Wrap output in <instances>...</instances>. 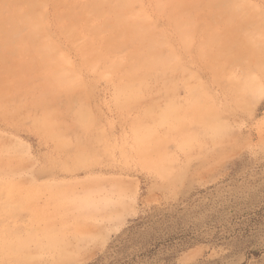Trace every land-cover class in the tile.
I'll use <instances>...</instances> for the list:
<instances>
[{
    "label": "rangeland",
    "instance_id": "1",
    "mask_svg": "<svg viewBox=\"0 0 264 264\" xmlns=\"http://www.w3.org/2000/svg\"><path fill=\"white\" fill-rule=\"evenodd\" d=\"M112 1L38 0L37 53L0 47V264H264V0L227 26L233 0ZM161 1L194 18L189 46ZM139 15L154 30L124 42L153 45L106 46ZM216 20L235 61L200 54ZM153 49L174 59L123 92L116 63Z\"/></svg>",
    "mask_w": 264,
    "mask_h": 264
},
{
    "label": "bare ground",
    "instance_id": "2",
    "mask_svg": "<svg viewBox=\"0 0 264 264\" xmlns=\"http://www.w3.org/2000/svg\"><path fill=\"white\" fill-rule=\"evenodd\" d=\"M41 1V0H40ZM43 1V0H42ZM110 1V3H113V1L112 0H109ZM217 1V0H216ZM237 1H239V0H233L232 1V3H230L229 5H228V8H227V13H229L231 16H230V18H228L227 19V23H226V26L227 25H234V24H232V22H234V19H236V16H237V14H238V12L239 13H241L240 11L242 10V9H240L241 7H240V3L239 2H237ZM128 2H129V0L127 1V0H121V3H122V5H123V7H125V6H129V5H131V4H129L128 5ZM162 2V1H161ZM218 3H219V1H217ZM129 3H131V2H129ZM235 3H238V6H239V9H240V11H238V9L235 7ZM8 4V8L7 7H5V6H7V5H5V3H2L1 1H0V47H2V46H6V47H8L9 46V50H8V54H10L9 52H11L13 49V47L15 48V46L14 45H27V46H30V47H28L29 49H30V51H32V49H33V51L35 50V52H36V49H37V46L38 47H40L39 45H38V40H36L35 38H34V36H35V32L38 30V29H40V30H42V26L40 27V24H39V19H36L37 18V15H36V13L37 12H40L39 11V4H44V3H38V0H25V1H22V2H19V1H17L16 2V0H12V1H10V2H8L7 3ZM216 4V5H215ZM214 4V6L213 7H215V8H217L216 6H217V3H215ZM221 4V3H220ZM244 5H246V4H244ZM44 6V5H43ZM161 8H163V10L166 12V14H168L169 15V17H170V19H171V21H172V26H174L175 27V29H177V31H179V30H181L182 32H179V34L181 33V35H180V37H182L181 39H183V41H184V43H185V45L186 46H189V43H190V40H189V37H193V35L191 36V34L194 32V29L196 28V26H197V24L195 25V26H193V17L192 16H190V13H188V15H186V14H182V15H180V14H178V13H176L174 10H172V8H170L169 7V5L167 6L166 4H164L163 2L162 3H160V5H159ZM221 6H222V4H221ZM247 6V5H246ZM39 7V8H38ZM130 7V6H129ZM128 7V8H129ZM41 8H42V5H41ZM160 8V9H161ZM132 9V7H130L129 8V10H131ZM214 9V8H213ZM221 9H223V6L221 7ZM128 10V9H127ZM162 10V9H161ZM215 10V9H214ZM226 10V9H225ZM37 11V12H36ZM243 11V10H242ZM36 12V13H35ZM213 12V11H212ZM215 12V11H214ZM34 13H35V15H36V18H35V15H34ZM144 14L145 13H143V14H141V16L143 15L144 16ZM224 14H225V11H224ZM86 15V14H85ZM239 15V14H238ZM242 15V14H241ZM140 15H139V17H138V19L139 18H142ZM234 16H235V18H234ZM242 16H246V14H243ZM87 18H89L90 19V17H91V14L89 15V16H86ZM191 17H192V19H191ZM248 17V18H247ZM247 19L248 20H250L251 21V19H250V17H249V15L247 14ZM86 18V19H87ZM144 18H145V16H144ZM148 18V17H147ZM88 19V21L90 22V23H88V21H87V30L90 28V27H88V25L90 24V26H91V23H92V21H93V18L91 19V20H89ZM137 19V20H138ZM149 19V18H148ZM142 19H139V24H138V22L136 23H133L132 25H128L127 27L126 26H124V25H114L113 26V28L115 27V30L114 29H112L113 31H114V34L115 35H117V37L115 36L114 38H112L111 36V38H107L108 40H110L109 42H107V44H106V46L109 44H112V45H114V46H109L110 48H112V47H114L115 48V46H117V47H119V46H125L126 47V45H127V47L126 48H128V45L129 44H132L131 42L134 40V41H140V43H141V45H149V44H154L155 42H154V38H155V36H151V35H154L153 34V31H152V33H151V35H150V33L148 34L149 36L146 38V39H141V37L140 36H137L136 37V35H134V34H136L135 32L138 30V32L140 33L141 32V30L142 29H144L145 31H147V32H151V29L152 30H154V28H149V29H146L148 26H147V24H150L151 25V21L149 20V22L150 23H140V22H142L141 21ZM194 21H196V19L194 20ZM237 21V20H236ZM235 21V26H236V24H237V22H239V21H237L236 22ZM242 22V21H241ZM252 22V21H251ZM251 22H250V24H251ZM199 23V22H198ZM223 23V22H222ZM240 23V22H239ZM123 24V23H122ZM139 26H138V25ZM250 24H246L245 23V25H243L242 23L240 24V26L241 27H246V26H248V25H250ZM69 25H72V24H69ZM144 25V27L145 28H143V27H141L140 28V26H143ZM100 25H98V27L97 28H95V27H93V30H95V31H93V32H101L100 31V27H99ZM105 25H103V27H104ZM151 26H153V25H151ZM221 26V24L219 23V22H217V20H216V22H213L212 21V24H210L209 25V27H207L206 29L208 30V32H210V34H208V37L205 39V41H201V43H200V54L201 55H203V56H205V55H207L208 54V49H209V47H213V46H216V45H222L223 47H221V49H220V51H218L217 53H216V56H215V58H220L218 61H220L221 59L222 60H224L223 59V57L225 58V60H226V58L227 59H231L232 61H235L234 60V58H233V56H231L230 57V55L231 54H235V45L237 44L236 43V41H241L240 40V37H241V35H239V36H237V37H235V39H226L225 37L223 38V37H219V35L216 33L217 31H215V29H217L216 27H220ZM73 28V26H69V28ZM195 27V28H194ZM205 26H203V28H204ZM67 28V27H66ZM106 28V27H105ZM194 28V29H193ZM99 31H98V30ZM130 29H131V31H133L134 32V34H133V37L131 36V34H130V38L128 39V40H126L127 41V43H126V41L124 42V40H125V38H124V35L129 31V33H131V31H130ZM133 29V30H132ZM141 29V30H140ZM69 30H71V29H69ZM69 30H67L68 32H69ZM108 30V29H107ZM106 30V31H107ZM136 30V31H135ZM144 30H142V32L144 31ZM149 30V31H148ZM91 31V30H90ZM242 31V30H241ZM245 30H243L242 32H244ZM72 32V31H71ZM109 32V31H108ZM112 33V32H111ZM72 34H73V32H72ZM243 34V33H242ZM127 35V34H126ZM125 35V36H126ZM231 35V34H230ZM109 36V35H108ZM247 37H248V35H246ZM246 36H244L245 38H246ZM152 37H153V39H152ZM126 38H128V36L126 37ZM132 38H134V39H132ZM102 39V38H101ZM121 39H123V41L121 40ZM156 39V38H155ZM247 39V38H246ZM245 39V40H246ZM250 39V38H249ZM120 40L122 41V42H120ZM248 40V39H247ZM246 40V41H247ZM102 41V40H101ZM115 41H119V44L121 43V45H119L118 46V44H117V42H116V44H115ZM251 42V41H250ZM51 43V42H50ZM123 43V44H122ZM145 43V44H144ZM236 43V44H235ZM241 43H243V41H241ZM248 43V42H247ZM249 45H250V43H248ZM53 45V43L50 45V46H52ZM91 45V44H90ZM94 44H92V46H93ZM191 45V44H190ZM49 46V44L47 43V46H45L46 48H49L48 47ZM92 46H91V48H92ZM130 46V45H129ZM122 47V48H123ZM124 47V49L125 50H127L126 48ZM3 48V47H2ZM2 48H0V49H2ZM97 48V49H96ZM95 49H96V51L98 50L99 51V47H96ZM131 48H133L132 46L131 47H129L128 49L130 50ZM17 49V48H16ZM51 49V48H50ZM95 49L93 50V51H95ZM6 49H4V51H5ZM52 50V49H51ZM50 50V51H51ZM54 50H55V48H54ZM132 50V49H131ZM157 51V49H153L149 54H147L146 56H145V58H138L140 61H130V62H128V63H126V64H124V62H118V63H116V65H115V63H112L111 64V66L114 64L115 65V67L114 68H117V69H119L122 73H123V77H126V78H129V79H131L128 83H127V87H124V90L125 91H123V92H130V93H137V91H139L138 90V88L136 87L139 83L138 82H143V78L144 77H147V75H152L153 73H154V69H158L157 67L158 66H161V65H163V64H165L166 65V63L167 62H171L173 59H174V56L175 55H172V54H169V56L168 55H161V52H159L160 54H158L156 51ZM46 51V50H45ZM97 51V52H98ZM103 51V50H102ZM109 51H111V50H109ZM133 51V50H132ZM135 52H137V50H134ZM133 51V52H134ZM239 51V50H238ZM17 52V51H16ZM27 52H29L27 49H26V51H25V53L29 56L32 52H30V53H27ZM53 52H55V51H52V53ZM139 52V51H138ZM37 53V52H36ZM36 53H33V54H31L29 57H34L33 55L34 54H36ZM102 53V52H101ZM101 53H99V55H101L102 56V54ZM110 53V52H109ZM2 53H0V55H1ZM98 54V53H97ZM111 54H113L112 52H111ZM51 55V52L47 55H45V57H43L42 59H41V62H42V60L45 62V64H44V62H43V67H42V70H43V68H46L45 70H44V73H45V71L46 70H48V62H49V60H50V56ZM53 55V54H52ZM98 55V57H100ZM105 55V54H104ZM239 55H240V53H239ZM5 56V55H4ZM37 56V55H36ZM36 56L34 57V58H36ZM39 57V56H38ZM103 57V56H102ZM101 57V58H102ZM112 57H115V56H112ZM0 58H5V57H3V56H1ZM41 58V56L39 57V59ZM100 58V59H101ZM104 58V57H103ZM102 58V59H103ZM105 58H106V55H105ZM104 58V59H105ZM36 59H38V58H36ZM101 59V60H102ZM103 59V60H104ZM1 60V59H0ZM32 60H34V59H32ZM120 60V59H119ZM175 60H176V58H175ZM221 60V61H222ZM31 61V60H30ZM108 61V60H107ZM111 61V60H110ZM115 61V60H114ZM122 61V60H121ZM125 61V60H124ZM229 61V60H228ZM227 60H226V62H228ZM31 62H33V61H31ZM38 62H39V60H38ZM41 62L39 63V64H41ZM176 62L178 63L179 61H177L176 60ZM36 63V62H35ZM48 63V64H47ZM32 64H34V62L32 63ZM46 64H47V66H46ZM110 64V63H109ZM169 65V64H168ZM46 66V67H45ZM53 68H55V67H53ZM112 68V67H111ZM113 68V69H114ZM53 71V70H52ZM47 72V71H46ZM54 73V72H53ZM55 73H56V71H55ZM58 73H60V75L58 74ZM147 73V74H146ZM63 74V73H62ZM53 76L51 77L52 79H50L49 81H53V82H55L56 83V85H57V87H62V88H66L67 86L69 87V86H71L72 85V87H73V84H71V85H69L68 83H67V78L63 75H61V72H59V71H57V74H52ZM49 76H51V75H49ZM55 76V77H54ZM46 77H47V75H46ZM65 77V78H64ZM149 77V76H148ZM48 78H50V77H48ZM47 78V79H48ZM67 79V80H66ZM48 81V80H47ZM55 83H54V85H55ZM53 84V83H52ZM68 84V85H67ZM51 86V85H50ZM135 88H137V89H135ZM67 89V88H66ZM72 89V88H71ZM206 109V108H205ZM46 124V127H51L50 126V124L51 125H54L55 123H53V120H52V122H50V123H45ZM150 134V133H149ZM10 170V169H9ZM2 183V182H1ZM9 183V182H8ZM12 183V182H11ZM2 185H3V183H2ZM5 185V184H4ZM0 186H1V184H0ZM5 187V186H4ZM7 187H8V185H7ZM6 187V188H7ZM10 187V186H9ZM17 187V186H16ZM2 188V187H1ZM1 188H0V190H1ZM6 190V189H5ZM6 210H9V206H6ZM5 210V211H6ZM0 213H3L4 215H6L5 213H4V211H2L1 209H0Z\"/></svg>",
    "mask_w": 264,
    "mask_h": 264
}]
</instances>
